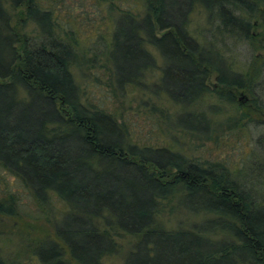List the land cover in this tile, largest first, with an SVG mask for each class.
I'll return each mask as SVG.
<instances>
[{
  "label": "trees",
  "instance_id": "1",
  "mask_svg": "<svg viewBox=\"0 0 264 264\" xmlns=\"http://www.w3.org/2000/svg\"><path fill=\"white\" fill-rule=\"evenodd\" d=\"M87 1L101 23L80 32L74 15L59 20L64 0H0V171L39 206L53 205V198L63 205L54 239L35 249L37 261L264 264V194L240 187L219 163L132 142L123 122L86 99L73 74L75 65L88 67L91 57L79 48L87 42L97 45L87 48L108 84L146 86L143 77L159 57L172 86L180 82L190 91L198 81L202 95L213 74L216 93L235 103L263 58L255 56L242 74L227 68L228 75L206 61L188 29L191 10H176L180 1L196 0ZM198 2H205L206 20L229 37L252 43L251 18L264 26V0ZM183 208L200 219L173 225ZM20 212L15 192L0 194V216ZM0 264L20 263L0 256Z\"/></svg>",
  "mask_w": 264,
  "mask_h": 264
},
{
  "label": "rangeland",
  "instance_id": "2",
  "mask_svg": "<svg viewBox=\"0 0 264 264\" xmlns=\"http://www.w3.org/2000/svg\"><path fill=\"white\" fill-rule=\"evenodd\" d=\"M180 3L176 10L184 14L191 10L188 29L204 49L205 60L217 65L224 74H229L227 68L231 73H245L255 56L264 61V48L259 46L264 45V26L256 18H251L249 27L253 36L251 43L224 35L217 22L207 21L205 2L196 0L188 6ZM91 5L87 0H64V5L57 4L59 20L65 24L66 17L74 15L80 32L88 30L89 26H85L101 23L102 17ZM85 45L79 47L80 52L87 49V56L92 59V48L96 46L93 50L96 51L97 45L87 42ZM90 46L91 50L87 48ZM91 59L86 60L88 67H73L75 80L83 88L86 99L125 124L132 142L167 146L189 159L219 163L240 187L250 189L261 199L264 194V65L248 90L238 91L236 102L230 103L216 93L218 86L213 74L206 81L208 91L202 95L197 89L198 81L192 90L185 91L180 82L172 86L168 74L162 73L165 64L157 57L156 66L143 77L146 86L138 84L123 90L114 80L108 84L104 69L98 67L100 61L91 62ZM118 64L121 63L117 60L111 61V65ZM147 156L158 158L155 152H148ZM0 192H15L23 212L12 217L0 216V256L20 264H40L35 249L41 241L54 239L55 226L62 219V203L53 198V205L39 206L3 171H0ZM173 218V225L190 226L200 216L189 215L183 208Z\"/></svg>",
  "mask_w": 264,
  "mask_h": 264
}]
</instances>
